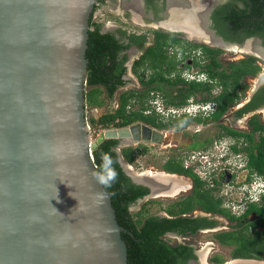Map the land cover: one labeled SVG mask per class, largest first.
Returning a JSON list of instances; mask_svg holds the SVG:
<instances>
[{
  "label": "flooded vegetation",
  "instance_id": "af4514ba",
  "mask_svg": "<svg viewBox=\"0 0 264 264\" xmlns=\"http://www.w3.org/2000/svg\"><path fill=\"white\" fill-rule=\"evenodd\" d=\"M263 3L259 0L254 7L251 0H96L90 13L88 30L97 27L100 34L110 36L105 48L111 55L108 74L122 81L111 98L99 86L112 103L110 111L119 107V94L128 91L126 109L146 117L128 125L149 128L147 140L132 139L121 146L118 139V161L121 156L133 168L137 155L171 153L159 170L140 171L144 179L129 174L119 161L132 183L148 189L128 210L132 213L149 199L170 198L149 216L170 219V228L159 236L167 245L187 247L191 256L186 264H264L260 251L258 256L235 255L238 246L233 239L264 233V173L257 168L263 164L264 151ZM106 11L116 17L113 23L103 21ZM214 56L226 74L231 64L249 57L260 67L255 75H242L235 101L218 118L214 114L220 108L216 99L222 87L207 72ZM152 78V83L143 84ZM166 79L177 83L169 85ZM190 82L210 86L202 91L190 87ZM226 89L232 91L229 85ZM153 117L161 126L151 122ZM140 129L134 127V136L141 134ZM123 147L133 150L131 163L121 155ZM170 161L190 174L170 171ZM152 187L162 194L151 197ZM185 202L184 207L192 208L179 211ZM214 202L218 209L209 208Z\"/></svg>",
  "mask_w": 264,
  "mask_h": 264
},
{
  "label": "water",
  "instance_id": "95a60500",
  "mask_svg": "<svg viewBox=\"0 0 264 264\" xmlns=\"http://www.w3.org/2000/svg\"><path fill=\"white\" fill-rule=\"evenodd\" d=\"M95 2L0 0V264H129L92 152L105 139L147 140L149 128L110 127L91 141Z\"/></svg>",
  "mask_w": 264,
  "mask_h": 264
},
{
  "label": "trees",
  "instance_id": "16d2710c",
  "mask_svg": "<svg viewBox=\"0 0 264 264\" xmlns=\"http://www.w3.org/2000/svg\"><path fill=\"white\" fill-rule=\"evenodd\" d=\"M253 6L257 7L259 0H251ZM264 5V3H263ZM110 36L108 34H100L97 27L93 30H88V40L86 49V58L88 60L86 71V85L88 87L85 92V100L87 105H102V99L99 95L102 90L99 86H104L108 98L113 96L115 88L122 83L120 76H109L108 55L111 57L109 51H105L106 42ZM216 54L221 50L214 51ZM215 54V55H216ZM111 59V58H110ZM110 61V60H109ZM254 59L249 57L238 63L230 65V73L226 74L225 66L222 62L214 56L212 62L207 65V72L209 77L217 78L218 84L222 87V92L217 97L216 101L219 103V110L214 114L218 118L224 113L227 108L235 101L238 93L236 88L241 86V77L245 74L255 75L260 71L258 65H254ZM115 77V80L112 79ZM155 79L143 81V84H150ZM169 85L176 84V81L166 79ZM229 82V83H228ZM190 87L197 90H208L209 84L190 82ZM231 86L232 91H227V87ZM131 94L128 91L119 94V107L99 116L95 121L93 118L91 122L101 125L102 128L109 127H123L138 119L146 120V117L141 111H128L126 105ZM151 122L157 126L156 119L153 117ZM264 140V135H263ZM264 142V141H263ZM118 145V139H105L92 152L93 162L100 171V176H103L107 183H102L104 188L111 194V204L118 223L123 227L121 236L126 244L127 261L129 264H186L185 261L191 256L187 252L185 245L170 246L167 245L161 238L160 234L166 229L170 228V219L163 222L156 216L142 215V210L136 213H130L128 207L136 199L142 197L148 192V189L143 186L136 185L131 182L130 178L124 173L118 161V154L115 147ZM121 155L127 163H131L134 158L133 150L130 147L121 148ZM263 164L259 165L258 171L264 173V151L261 153ZM257 159L253 158L256 165ZM258 161V160H257ZM256 162V163H255ZM167 168L170 171H177L190 174L184 170L179 163L169 162ZM115 173V178L112 179V173ZM199 184L201 181L195 178ZM185 203L181 206L179 211L192 208L191 204L187 207ZM210 209H218L217 203L209 205ZM174 213V212H171ZM168 223V224H166ZM233 237V236H231ZM229 238V237H228ZM221 241H225V236H219ZM234 242L237 243L235 255H251L259 252L264 256V233H252V235L239 234L233 237ZM255 255L258 256L256 253Z\"/></svg>",
  "mask_w": 264,
  "mask_h": 264
},
{
  "label": "rangeland",
  "instance_id": "374dc122",
  "mask_svg": "<svg viewBox=\"0 0 264 264\" xmlns=\"http://www.w3.org/2000/svg\"><path fill=\"white\" fill-rule=\"evenodd\" d=\"M103 21L107 22L110 21L111 23L116 20V17L113 16L112 13H109L108 11L104 12L103 15ZM227 57V52L222 54L221 61L225 62V59ZM88 87H85V90H87ZM99 98L102 99V105L95 106V105H87L86 107V119L87 123L90 127V133H91V141L94 140L99 133H101L105 128H102L101 125L91 122L90 119L93 118L94 121L100 116V114L105 113L106 111L110 110L112 108V103L110 100L104 98V93H101L99 95ZM171 153L162 154V152H153L150 155H137L134 159L133 164L131 165L133 170H135V173H139L140 171H144L148 168H152L154 170H159L160 165L162 161L165 160L167 155H170ZM171 199L166 197L161 198H154L149 199L146 201H143L141 204V207L139 209V205H136L132 208V213H136L139 210H142V215H149L150 213H154L158 211L159 209H162V205L167 204Z\"/></svg>",
  "mask_w": 264,
  "mask_h": 264
},
{
  "label": "bare ground",
  "instance_id": "6f19581e",
  "mask_svg": "<svg viewBox=\"0 0 264 264\" xmlns=\"http://www.w3.org/2000/svg\"><path fill=\"white\" fill-rule=\"evenodd\" d=\"M125 167H126V170H127L128 172H132V174H134V176L144 179V177H143L144 175H143V174H139V173H138V175H135V174H137V173H135L134 170H133L128 164H126ZM152 174H153V173H152ZM155 179H156V178H155ZM151 181H152V180H151ZM156 181L159 182V178H158ZM154 182H155V180H154ZM154 182L152 181L153 186H154V188H155V185H156V184H154ZM158 193H160V191H157V192H156V194H158Z\"/></svg>",
  "mask_w": 264,
  "mask_h": 264
},
{
  "label": "clouds",
  "instance_id": "9594fccd",
  "mask_svg": "<svg viewBox=\"0 0 264 264\" xmlns=\"http://www.w3.org/2000/svg\"><path fill=\"white\" fill-rule=\"evenodd\" d=\"M114 178H115V173L113 172L112 173V179H114ZM98 179L100 180L101 183H107V181H105L103 176H99Z\"/></svg>",
  "mask_w": 264,
  "mask_h": 264
}]
</instances>
